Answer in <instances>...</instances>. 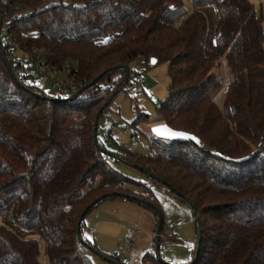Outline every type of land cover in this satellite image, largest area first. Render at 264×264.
<instances>
[{
  "label": "trees",
  "instance_id": "16d2710c",
  "mask_svg": "<svg viewBox=\"0 0 264 264\" xmlns=\"http://www.w3.org/2000/svg\"><path fill=\"white\" fill-rule=\"evenodd\" d=\"M192 1L190 8L184 0H2L12 35L52 65L72 64L88 87L53 99L18 80L0 51V212L13 215L0 221V264H44L41 243L48 264H94L92 256L104 254L83 233L86 215L119 192L144 198L160 217L151 185L127 186L94 127L134 76L123 66L140 58L168 63L160 123L202 144L152 133V152L129 150L125 161L195 204L191 264H264V17L252 0ZM0 43L7 51L1 34ZM149 117L140 111L131 123ZM154 247L148 257L164 262Z\"/></svg>",
  "mask_w": 264,
  "mask_h": 264
},
{
  "label": "rangeland",
  "instance_id": "374dc122",
  "mask_svg": "<svg viewBox=\"0 0 264 264\" xmlns=\"http://www.w3.org/2000/svg\"><path fill=\"white\" fill-rule=\"evenodd\" d=\"M252 1L258 14H262L264 17L263 0ZM184 2L191 8V0H184ZM130 64L129 68L133 70L134 78L140 74L142 80H133L135 82L133 87L125 86V89H120L107 108L113 112L114 118L118 120L115 125V133L122 140V143L130 144L132 133L137 131L138 145L131 146L128 149L139 154H150L152 149L149 138L152 134V128L161 121L157 104L167 97L169 91L170 76L168 63L163 62L152 67L142 64L140 59H136ZM140 111L148 113L150 116L149 120L140 121L136 125H133L131 122ZM124 121L129 122L130 126L122 127L121 125ZM104 134V131L98 130V135L106 148L111 150V156H108L110 166L130 178L127 186L131 190H137L135 181L150 184L155 200L160 207L163 223L173 222L178 228L179 238L177 241L171 246H166L162 251L164 262L159 260L153 261L156 264H168V262L190 263V258L195 253L198 235L195 214L191 205L181 200L174 193L169 192L164 185L152 183L149 175L144 170L125 161V156L116 155L114 152L117 151L119 145L114 141L105 140ZM116 198L112 199L108 197L107 201H101L95 209L91 210L94 211L88 215L90 211L87 214L88 216H86L87 220V218L94 214L93 219L98 218L97 223H99V219L102 217L106 220V222L97 225V230L92 231L96 232L99 240H105L108 245L104 244L106 248L108 247L109 255L107 256V253H103L104 256L114 260L113 258L117 255L116 253L121 252L120 243L130 236L133 239L128 246V251L131 254L139 257L148 253L149 249H155V239L149 232L157 228L156 222H158L159 215L137 201H135L136 203H119L114 207L111 204L116 200L123 202V197L121 199H119L120 197ZM97 223L93 221L92 225L95 226ZM135 231H139L137 235ZM134 233L135 236L133 235ZM95 237L96 235L91 234L90 240L93 241ZM41 245V261L44 264H48L49 259L44 253V243H41ZM137 248L138 250H136ZM92 260L94 264H113V262L106 261L103 257L97 255H93ZM144 263L141 262V264Z\"/></svg>",
  "mask_w": 264,
  "mask_h": 264
},
{
  "label": "built area",
  "instance_id": "2783aa9c",
  "mask_svg": "<svg viewBox=\"0 0 264 264\" xmlns=\"http://www.w3.org/2000/svg\"><path fill=\"white\" fill-rule=\"evenodd\" d=\"M264 3V0H263ZM191 6H193V1L191 0ZM215 12L216 9L214 8ZM217 13V12H216ZM2 15V14H1ZM18 16V13L15 14ZM7 15H2V26L0 29V34L6 43L7 51L6 55L9 62L11 63L15 76L18 80H26L31 84H37L41 87L48 89L51 97L53 99H69L75 96V94L81 89L85 83L77 78V74L69 62H65L60 66L52 65L48 60L43 51L39 48L28 49L26 46L17 40L10 32V26L7 23ZM19 53V54H18ZM142 64H146L145 59H141ZM226 67V62L224 61ZM227 73V69H226ZM136 81H141L142 76L139 74L134 78L130 76L128 80L124 83L121 89H125V86L133 87ZM230 82L229 75L227 74V83ZM49 86V88H47ZM228 91V85L223 88V90L217 95L216 99L220 102L224 93ZM118 122L114 118L113 112L108 108L104 109L100 115L97 123V129L104 131V137L107 141L116 142L119 147L115 151L120 156H127L129 147L138 145V140L136 137L137 131L132 133L130 144L122 143V140L117 137L115 133V125ZM122 127H129L130 123L124 121L121 125ZM11 220L13 221V215L10 211L4 210L0 212V221ZM155 242L159 241V254L158 252L155 256L160 255V251L166 246L173 245L177 239V227L173 222L163 223L160 230L156 228L151 232ZM133 241L132 236L127 237L121 242V252L117 253L115 256L119 262L125 264H136L140 258L131 254L128 251V246ZM154 242V243H155ZM194 255V253H193ZM192 255V256H193ZM144 264H156L153 259L145 261ZM168 264H180L168 262ZM187 264H191L187 263Z\"/></svg>",
  "mask_w": 264,
  "mask_h": 264
},
{
  "label": "water",
  "instance_id": "95a60500",
  "mask_svg": "<svg viewBox=\"0 0 264 264\" xmlns=\"http://www.w3.org/2000/svg\"><path fill=\"white\" fill-rule=\"evenodd\" d=\"M1 11H2V0H0V29H1V26H2V23H3V20H2V17H1ZM0 51H1V54H2V56H3V58H4V60L8 63V65H9L11 71H12L13 74H14L13 67H12L11 63L9 62L8 57H7V55H6V52H5V50L3 49L1 43H0ZM155 62H156V59L153 58L152 63H155ZM123 67L125 68V70L127 71V73H129V71H130L129 65H124ZM101 76H102V75H100V76H98L97 78H95V80H93L92 83L98 81V80L101 78ZM87 87H88V86H84V87H82V88H81V89L75 94L74 97H76V96H78L80 93H82V92L85 90V88H87ZM116 93H117V92H114V93L111 95V97H110V99L107 101L106 105H107L108 103H110V101L114 98V96L116 95ZM106 105H105V107H106ZM98 119H99V118H97V120H96V122H95V126H94V127H95V131H98V129H97ZM152 133H153L156 137H160V138H165V139H170V140L189 141V142H192V143L197 144V145H201V144H202V140H201L198 136H196L195 134H193V133H191V132L184 131V130H177V129H174V128H172L169 124H167V123H165V122H164V123H159V124L153 126V128H152ZM194 138H195V139H194ZM145 172L149 175V177H155L154 174H153L152 172H148V171H145ZM113 194H114V193H109L108 195L111 196V195H113ZM119 195H120V196H123V197H125V198H129V197H130V199H131V198H135V197L132 196V195L124 194V193H121V192H119ZM103 197H104V196H103ZM136 200H137L138 202H140V203H146V200H145L144 198H136ZM190 204H191V207H192L194 213L197 214V208H196L195 204H193V203H190ZM84 216H85V212L82 213V215H81V218H80V220H79V222H78L79 225H80L81 220H82V218H83ZM160 217H161V215H160ZM160 217H159V218H160ZM199 225H200V223H199ZM161 226H162V222L159 223V225H158V230H160ZM201 240H202V236L200 235V236H199V240H198V245H197V251H198L199 248H200ZM155 244H156V250H157V252H158V254H159V249H160L159 241L155 242ZM103 257H105L107 260L110 261V258H108V257H106V256H103Z\"/></svg>",
  "mask_w": 264,
  "mask_h": 264
},
{
  "label": "crops",
  "instance_id": "0c3cea01",
  "mask_svg": "<svg viewBox=\"0 0 264 264\" xmlns=\"http://www.w3.org/2000/svg\"><path fill=\"white\" fill-rule=\"evenodd\" d=\"M111 156V155H110ZM141 191V190H140ZM113 199V198H112ZM114 199H117V198H114ZM119 199H121V197L119 198ZM123 200V202H120V200H116L113 204H111V205H113L114 207L117 205V204H119V203H134L135 202V200H133V199H130V198H127V200H125L126 198L125 197H123L122 198ZM107 201V200H106ZM138 202V201H137ZM136 203V202H135ZM131 205V204H130ZM94 211V210H93ZM93 211H91L88 215H90ZM88 215H86V216H88ZM93 217H94V214H92V216H90L89 218H87V220H86V218H85V221H86V226H85V229L83 230V232H84V235L88 238V239H90V235L91 234H93V235H96V237L94 238V242L97 244V246H98V249L102 252V253H104V254H106L107 256L109 255V253H108V247L106 248L105 247V245H107V243H106V241L105 240H102V239H100L99 240V237L97 236V234H96V232H92L93 230H97V225L98 224H100V223H104V222H106V220L102 217V218H100L99 219V223H97L98 222V218H95V219H93ZM93 221H95L97 224L95 225V226H93L92 224H93ZM157 221V220H156ZM158 222H156V225H157V228H158V225L159 224H157ZM156 229V228H155ZM155 229H153V230H155ZM139 231H135V233H136V235H137V233H138ZM151 232L152 231H150L149 233L151 234ZM135 233L133 234L134 236H135ZM177 234H178V228H177ZM152 235V234H151ZM131 237V236H130ZM178 238H179V236H178ZM99 240V241H98ZM105 244V245H104ZM103 246V247H102ZM108 246V245H107ZM152 249V248H151ZM151 249H149V250H151ZM107 252H106V251ZM136 250H138V248L136 249ZM148 250V251H149ZM114 255H115V253H114ZM96 256V255H95ZM98 256V255H97ZM104 256V255H103ZM103 256H100V257H103ZM149 255H148V253H146V254H143L142 256H139V258H140V260L136 263V264H141V262H145V261H147V260H151L149 257H148ZM161 257H163V253H162V256ZM104 258V260H106V261H109V260H107L105 257H103ZM111 262V261H110Z\"/></svg>",
  "mask_w": 264,
  "mask_h": 264
},
{
  "label": "bare ground",
  "instance_id": "6f19581e",
  "mask_svg": "<svg viewBox=\"0 0 264 264\" xmlns=\"http://www.w3.org/2000/svg\"><path fill=\"white\" fill-rule=\"evenodd\" d=\"M1 14H2V11H1ZM1 17H2V15H1Z\"/></svg>",
  "mask_w": 264,
  "mask_h": 264
},
{
  "label": "snow or ice",
  "instance_id": "6c2138e0",
  "mask_svg": "<svg viewBox=\"0 0 264 264\" xmlns=\"http://www.w3.org/2000/svg\"><path fill=\"white\" fill-rule=\"evenodd\" d=\"M195 139V138H194Z\"/></svg>",
  "mask_w": 264,
  "mask_h": 264
}]
</instances>
